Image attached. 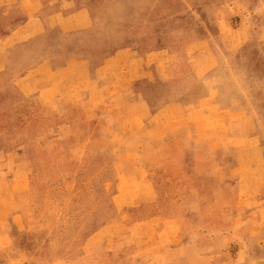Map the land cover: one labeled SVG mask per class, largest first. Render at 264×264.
I'll return each mask as SVG.
<instances>
[{"label":"rangeland","instance_id":"rangeland-1","mask_svg":"<svg viewBox=\"0 0 264 264\" xmlns=\"http://www.w3.org/2000/svg\"><path fill=\"white\" fill-rule=\"evenodd\" d=\"M88 1L97 14L99 35L140 25L142 38L158 43L156 53L147 49V61L174 85L190 111L206 105L211 88L226 83L232 88V128L185 122L169 143L128 144L142 153V167L163 159L175 165L177 190L186 194L202 236V259L168 264H262L244 230L237 232L243 241L235 243L232 229L240 208L229 195L236 181L229 171L236 163L233 139L243 133L239 122L253 114L264 130V0ZM44 83L37 81L30 89L12 77L0 80V151L22 153L20 146L27 143L16 141L25 139L38 146L32 154L39 157L31 173L12 170L26 164L29 154L0 163V264L76 263V211L90 194V162L118 145L97 141L107 140L111 130L94 142H81L91 129L73 125L87 122L88 116L75 103L31 93Z\"/></svg>","mask_w":264,"mask_h":264},{"label":"crops","instance_id":"crops-1","mask_svg":"<svg viewBox=\"0 0 264 264\" xmlns=\"http://www.w3.org/2000/svg\"><path fill=\"white\" fill-rule=\"evenodd\" d=\"M99 26L88 0H0V80L12 77L30 89L45 82L31 93L75 103L88 116L76 125L91 129V142L111 130L107 140L97 141L118 144L90 162V194L76 211L75 264L202 259V236L186 194L177 190V168L167 159L142 167V153L128 144L169 143L185 122L232 128V88H211L206 105L190 111L174 85L149 65L147 49L156 53L159 45L142 38L140 25L107 36L98 34ZM239 126L243 133L233 139L236 163L229 171L236 177L229 195L240 208L232 232L240 244L237 232L244 230L264 264V130L253 114ZM16 143H27L20 146L24 151L1 150L0 163L29 154L13 172L38 169L39 157L32 154L38 146Z\"/></svg>","mask_w":264,"mask_h":264},{"label":"trees","instance_id":"trees-1","mask_svg":"<svg viewBox=\"0 0 264 264\" xmlns=\"http://www.w3.org/2000/svg\"><path fill=\"white\" fill-rule=\"evenodd\" d=\"M40 110H44V107H42ZM73 127H75L76 130H77L78 128H80V130L84 128V127H80V126H78V125H76V124L73 125ZM6 129H8V127H7ZM84 129H85V128H84ZM78 130H79V129H78ZM86 136H87L88 138H87V139H83V140H81V142L91 143V140H90V139H91L92 137H89L90 134H87Z\"/></svg>","mask_w":264,"mask_h":264}]
</instances>
